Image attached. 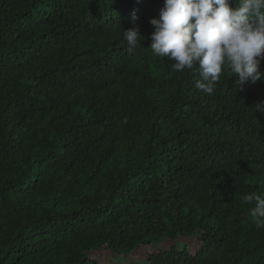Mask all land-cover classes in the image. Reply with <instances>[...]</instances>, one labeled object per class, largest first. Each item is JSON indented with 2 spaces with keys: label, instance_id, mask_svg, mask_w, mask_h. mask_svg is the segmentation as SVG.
<instances>
[{
  "label": "trees",
  "instance_id": "1",
  "mask_svg": "<svg viewBox=\"0 0 264 264\" xmlns=\"http://www.w3.org/2000/svg\"><path fill=\"white\" fill-rule=\"evenodd\" d=\"M0 264H264V0H0Z\"/></svg>",
  "mask_w": 264,
  "mask_h": 264
}]
</instances>
